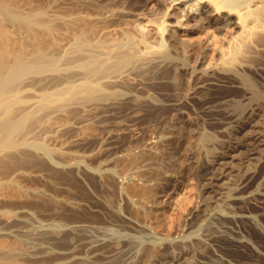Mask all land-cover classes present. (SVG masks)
I'll return each mask as SVG.
<instances>
[{
    "label": "bare ground",
    "instance_id": "1",
    "mask_svg": "<svg viewBox=\"0 0 264 264\" xmlns=\"http://www.w3.org/2000/svg\"><path fill=\"white\" fill-rule=\"evenodd\" d=\"M51 1L52 0H50V2ZM64 1L66 0H53L50 8L55 9L58 5V10L52 9L50 12V8L44 5V3L50 4L47 0H44L43 3H40V0L39 3H37V0H0V217L3 215L8 217L11 215L13 217L17 215L18 209L21 207L22 209L20 210H24V208L25 210H29V208L24 206H28L34 210V204L52 205L51 202L59 201L53 194L46 196L44 189L23 185L17 177L18 174H24V172L26 173V171L30 170L26 168H32V165L35 167L37 166V169H43L41 166L50 164L57 169L58 167H62L58 170L55 168L57 171H60V169L63 170L65 168L63 166L67 165H64L65 161L63 160L66 156V162L68 163V161H71L68 160V155L71 153L68 151L66 152V150L64 152L62 146H57L58 144L51 146L49 143L40 145L34 141H29L25 136L20 134H27L30 130L35 128L34 126H38L42 123H44V126L47 127L49 131H54L56 133L61 128H65L67 125L59 123L58 120L61 118L58 119L57 114H54L56 115L55 117L51 115L52 110L49 109L47 111L48 107L54 106V108H56L55 106H57L62 116L70 112L75 117L79 110L86 108V104L84 105L86 102L89 105L91 102L101 103L102 101L106 104L108 101L112 102V100L121 101L120 97L123 98L124 96L128 97V102H126L130 108L132 106L134 108L137 107L135 104L139 102L141 104L142 97L148 100L151 99V101L149 100L150 102L154 101L160 104L164 102L167 103V100H175V98L181 101V93L184 87L183 81H185L182 78L184 77L183 74H185L187 70H190L188 66H191L190 68L193 66V73L197 70L194 64L189 65L191 62L189 59H191L192 51L195 49L196 45L194 40H192V36H190L192 35L191 31L195 30L193 27L196 23L193 25L190 24L189 19L192 16L199 17L202 9L207 8L208 11L214 15H219V17L223 14L232 16L234 22L230 23L231 21L227 20L229 22L226 21V24H224L226 28L228 27V30L233 29V25H236V30L234 33L231 30L232 34L229 31L231 36L230 38L227 36L228 38L225 40L227 41L228 39L229 41L225 42L222 41L223 38H220L217 30L211 31L212 27L210 28L209 23L204 22L205 17L203 18L200 16L198 19L197 22L199 24L196 26L202 28L203 35L204 31H206L205 34L207 35L205 46L203 45V52L201 49L202 46L199 47L202 53L200 56L201 60L203 61L205 58L210 46L212 48L210 50L217 51L218 56L214 61L212 60V63L209 60L211 63L209 64L211 65V74L207 73L208 69L204 68V70L202 67L199 68L200 70L203 69L201 72L209 75V77H203L200 81V88L196 93L197 95H194L192 99L198 96L197 98L199 101L208 100V98L216 102L224 100V103L226 101H233L234 103L235 101L240 106V111L236 114H232L231 111H228L231 112V114L228 113L230 115L227 116V113L224 114L226 117H223V121L226 119L228 122L221 121L223 122L222 125L218 126L221 128L218 129L220 133H217L220 134V138L214 134V131H209L208 133L206 130L211 140V143L208 144L209 147L205 146L208 149H204L207 151L208 162L205 165L206 171L200 173L199 176L195 175L197 179L196 182H194V187L197 192L192 195L195 196L191 201L192 203L190 202V198V200L188 199V201H185L184 198L186 197L177 198L178 195L175 196L177 200L174 199L176 202H174L173 206L174 209L177 210L176 215L179 216L172 219L170 217V220H172V225H170L171 228L174 229L171 231L169 228L166 236H162L161 227L164 228L165 226L161 223H164L161 216V212L164 211L161 209L166 206L168 207V203L172 201V195L169 193V189L171 190L174 188L179 178H176L178 174H174L173 171L170 172L169 170L168 172L166 170L165 173L162 170L164 167L159 165L165 153L164 147L170 145L166 142L167 138H163V135H161L163 137H151V140H147L140 148L138 147V149L129 150L128 152L125 151L124 155L116 158V162L114 160V163H116L113 165L114 167H108V163H105L104 165L106 166L107 164L108 166L105 167L103 165L104 168L100 169L99 174L101 172L100 175H102L100 179L102 180L104 177L103 179L105 182H102L109 185L110 188L114 187L111 189L112 192L115 189L116 192L122 193L125 197L123 198L122 195H119V198L122 197L121 199H126V201L124 200L125 204H127L126 207L124 206V202L120 203L122 205L124 204L123 206L128 208L130 212L125 216L128 217V215H131L132 217L131 219L129 216V220H132L130 223L132 222L131 224L133 225L127 224L129 225L128 228L132 226L135 230H144L148 233L147 236L146 233H142V235L144 234L145 236V238H143L144 236L142 235L138 236L140 235L138 232L136 235V233L132 231L134 233H130V236L132 237L134 234L133 239L131 237L127 239L130 241L132 239V243H136V246H138L137 248L140 249V251L136 250V254L138 251L141 254H146V256H148L147 258H150L149 260L152 259L150 262L155 263L153 259L161 253L162 255L159 256L162 258L159 260V256H157L156 258H158V260H156L158 262L156 261L157 263L155 264H206L207 262L209 263V260H207V253H205V251H209L208 249H210V246H214L218 252L221 251L229 261H233L236 264H263L264 255L262 256L261 254L264 253V0H170L168 7L164 8L166 10L162 8L163 12H160L161 9H157L159 12L155 10L157 14L155 11L154 13L157 16L154 14L155 17H146L147 22H145V24L138 21L139 19L137 18L139 16L137 17L133 14V17L135 16L137 18L130 17L131 15L129 16L128 13L133 11L131 10L132 8H129V10H131L129 11L125 9L126 6L124 7V3H120L124 5H118L120 0H72L71 4L69 2L70 6L66 7V5H63V9L59 10L60 4H67V2L65 3ZM178 3L185 5L181 11H179L181 13H176L177 11L172 12L171 10H174ZM41 4H43L45 8L48 7L49 12ZM134 12L136 13L135 9ZM171 13L173 16L176 14L173 23H171L172 20L170 22L168 19L170 15L172 16ZM136 14L138 15V13ZM194 19L197 20V18ZM180 30L183 31L182 33L184 34H180ZM196 47L198 49V46ZM194 51L196 52L197 50ZM140 66L142 69L139 71L138 67ZM141 71H143L142 73L144 75H142ZM137 72L139 74L141 73L139 76L140 78L141 75L142 78L143 76L146 78V82L143 81L146 90L145 87L141 86L142 83L140 85L136 83V80H138V77H136V75L138 76ZM189 80H187V83ZM215 80L222 81V83H218ZM135 84L137 87L139 85V91L141 89L143 92H137ZM37 85L40 87H37ZM31 87L33 89H30ZM34 87L36 90L41 88V92H44L40 94L41 97H39V100L41 99L42 102L38 101L41 102L37 104L38 106H34L35 104H28L30 101L29 97L32 96V94L30 96L31 92H28L31 90L35 91ZM43 87L46 89L49 88V90ZM142 87L147 92L145 95L146 97L142 96L145 92ZM232 87H234V89ZM42 88L46 91H43ZM155 88L162 89V92L166 90L168 93L166 91H164L166 93L159 92L154 90ZM133 89L136 93L131 94ZM169 91H171V93ZM185 95L186 94H183V99ZM189 96L191 97V95ZM188 100L190 101V99ZM119 101L117 104L120 105ZM72 104L84 106L81 108V106L76 105V107L80 108L77 109L75 107H70ZM93 105L95 106V104ZM97 105L99 106V103ZM147 105L151 106L152 104L150 105L149 103ZM230 106H232V104ZM87 107L90 108L89 106ZM99 108L101 109V107ZM91 109L93 110V108ZM138 109L140 108L137 107V110ZM159 109L156 110L159 111ZM82 110V113L84 110L90 112V109H88L89 111H87V109ZM62 111H64V114H62ZM65 112L68 113L66 114ZM81 112H78L80 118H82L83 115ZM61 115L59 114L60 117ZM83 116H87V113ZM66 117L68 116H65L64 119ZM69 117L71 116L69 115ZM85 118L86 117H83L82 119L84 120ZM82 119L79 120V118H77V121L79 120L82 122ZM57 122L65 126L58 125ZM66 122L70 123L71 121L68 122L67 119ZM86 124L89 125L88 123ZM79 125L80 124H78V126ZM82 125L86 127L85 122ZM82 125L80 127L76 125L80 131L75 129L76 127L72 129L77 130L78 135L82 132V135H84L82 139H84V137L86 138V136L87 138L90 137L89 135L92 134V131L90 132L89 130L91 129L90 126L86 128L89 131L87 130L85 132L86 129H83ZM202 129H204V125ZM81 130L85 133L88 132L87 135ZM204 136L206 137V135ZM200 137L202 136L200 135ZM200 144L198 143V145ZM129 146L130 149L131 145ZM134 146L135 145L132 147ZM193 147H191V149ZM171 149L168 148L167 151L170 150L174 153ZM170 151L167 153L170 154ZM65 153H67V155ZM78 154L74 155L79 156ZM74 155V158L72 157L73 159H75ZM81 155L84 156V158L86 157V155L83 154H80V157ZM174 155L175 157L178 156L175 153L172 157H174ZM63 156H65V158H63ZM84 158L82 157L79 159L77 157L76 159L79 160H76L77 162L75 161V163L73 161V163L77 165L79 164L78 162H80L81 164V162H85L86 159ZM121 159H127L124 161L126 165H123V161L120 164L119 161H121ZM86 162L89 163L88 160H86ZM73 163L66 167L69 166V169L73 166ZM179 163L178 161V164ZM188 166H191V164ZM47 167L49 166L47 165ZM23 169H26V171ZM66 169H64L63 172L66 171ZM73 169L71 168L72 171ZM95 169L96 168H94V170ZM56 170H54V172H56ZM68 171L69 170H67L66 173ZM73 174L69 172L65 175L67 177L66 179L69 181H67L68 183L74 182ZM180 180L179 178V181ZM182 181L183 180H181V182ZM188 181L191 180L188 179ZM172 182H175V184L172 188H169V186L173 184ZM179 184L182 185L180 182ZM67 186L71 187L72 185L67 184ZM254 187L255 189L253 190L252 188ZM175 189L177 190V188ZM249 189H251V191ZM70 190H68V192ZM71 192L64 198V202L71 208L69 209L70 212L67 214L68 217L64 216L67 220H63L62 218L61 221H57L58 224L61 222L57 227L51 225V231L47 232L45 230L46 233L42 232L44 234H41L44 236L43 241H46L43 247H46L47 243L48 250H50V246L52 247H50L52 251L64 248V255L63 251H58L60 254H57L56 250L55 254L58 256L60 255L59 257L61 258L62 256L65 257L68 262L71 260L69 263L66 262L67 264H122L125 262L122 260L123 253L120 254L122 259L117 257L119 254H116L114 258L115 253H113L114 259H112L111 253L115 251L119 244L123 245L124 243L118 242L117 239L119 238L116 237L115 241V238H112V244H108L104 248H101L104 249V251L99 250L101 253H99L100 255L98 254V257H96V253L93 252L92 254H94L95 258L93 257L92 260L90 257L89 260L87 258L88 256H77L79 253H77L75 248L81 246L77 242L84 240V235H86L85 228L88 225L84 227L86 221H84L83 224L81 220L79 221L81 217L79 218L78 216L82 215L78 204L80 201H74L75 198ZM116 192L115 194L117 196H115L114 193H108V195H114L113 198L118 199V194ZM162 196H165V199L162 198ZM107 197L108 196H105V198ZM13 198L22 199V202L18 200V209L14 207L15 203L14 206L10 205V207H8V201L10 200L9 202L11 204ZM108 198L106 201L110 200L111 196L109 199ZM111 200L109 204H111L110 202H116L115 200ZM118 204L119 202L115 204L116 207H118ZM11 206L14 208L12 209ZM34 207L36 208L38 206L35 205ZM120 208H122V206L115 209L116 211L117 209L120 211ZM38 209L41 208L39 207ZM108 210H106V212ZM111 210L114 211L113 209ZM112 211H109L108 214L111 212L112 215ZM124 211H126V209H124ZM21 213L20 216L23 215H21ZM25 213L27 214V212ZM78 213H80V215L77 216ZM120 213L122 214L123 211ZM31 214H33V211ZM214 214L216 216H214ZM118 216L122 218H118ZM118 216L116 214L119 220L121 218L122 221H124L123 214ZM15 217L16 216L13 218ZM159 217L161 220H159ZM17 218L20 219V217ZM24 218H27V216H24ZM24 218L23 220L20 219L21 221L17 219V221L19 220L21 223H23L24 220L26 221L24 225L20 224L19 226L24 227L29 223L28 220ZM129 220L125 218V221L128 222ZM252 220L258 221V223L261 224V229H258V225L250 227L252 226ZM7 221L5 222L6 225L8 224ZM248 221H251V224L248 223V225L250 224V228L244 231L235 230L237 226L236 228L233 227L235 228L234 231L230 228H225L220 231L219 229H221V226H218V229V227L214 226L215 224L213 225L214 222H216V224L226 223L228 227L232 224L235 225L234 223H244ZM71 222H77V224L73 223L72 225ZM12 223L15 224V221ZM12 223L9 221L8 225L10 226L11 224L12 226ZM165 223H167V221ZM67 224H69V227L73 226V231H61V227L65 225L68 227ZM10 227H7L8 231H10L9 233L0 234V264H59L52 260L53 263L51 258L55 256L51 257L50 255L40 258V260L37 258L31 259L30 254L33 255L34 253L27 249L23 256L24 242L22 243L20 240L21 237H17L18 234L17 236L13 235V233L15 234L16 232L12 233V228L10 229ZM242 227L244 228V226ZM19 228L21 229V227ZM110 229L112 230H110L111 232L115 230V228L113 229L112 227ZM60 231L62 233H60ZM165 231H167V229ZM3 232L5 231L3 230ZM115 232H118V234L113 235H118V237H120V230L118 229V231ZM87 233L90 235V232ZM103 236L105 237L106 235ZM243 237L246 239H243ZM247 239L252 243L246 241ZM128 244L130 243H127L126 246H128ZM250 244H253L252 246L256 245L262 252H258L254 249L256 246L252 247ZM47 247L44 251L47 250ZM71 247L72 250H65ZM118 248L119 250H117L120 251V246ZM117 250L116 253L118 252ZM41 251L43 252V250ZM27 252H29V258H26L28 256V254H26ZM49 252L50 254L54 253L51 251ZM109 252L110 254L107 255ZM109 256L111 258L110 260H108V258L105 259ZM140 257H142V255H140ZM68 258L71 259L69 260ZM147 258H143V260H147ZM103 259L108 261H99ZM131 260L130 258V261ZM130 261L127 262L130 263ZM63 262L61 264H63ZM146 262L147 261H145L144 264Z\"/></svg>",
    "mask_w": 264,
    "mask_h": 264
},
{
    "label": "rangeland",
    "instance_id": "2",
    "mask_svg": "<svg viewBox=\"0 0 264 264\" xmlns=\"http://www.w3.org/2000/svg\"><path fill=\"white\" fill-rule=\"evenodd\" d=\"M38 2L37 3H39V0H37ZM42 1V2H41ZM48 1V3H50L49 5L46 3H44V5H46V6H48L49 8L51 7V3H52V1L50 2V0H47ZM117 1H119V0H117ZM122 0H120L119 2H118V5H124V7H125V9H127V10H129V8H132L131 10H133L132 12H130V13H128L129 14V16L130 17H132V18H134L133 17V14L134 15H136L137 17H135V18H137V19H139L138 21L140 22L141 21V23L142 24H145V22H147L146 21V17H148V16H151V17H153L154 16V11L155 10H160L161 8L162 9H164V8H167L168 7V5H169V1L170 0H123L122 2H121ZM44 2V0H40V3H43ZM65 3L67 2V4H60L61 6H59L60 8H59V10H62L63 9V5H66V7L67 6H70L69 5V2H70V4H71V2H72V0H69V1H64ZM120 3H124V4H120ZM41 5H43V4H41ZM43 5V6H44ZM128 5V6H127ZM138 6V7H137ZM158 6V7H157ZM183 6H185L184 4H182V3H178V4H176V6H175V9L173 10H171L172 12H176V13H178L179 11H181V9L183 8ZM48 7L47 8H45V6H44V8L45 9H47V11H48ZM57 7V8H56ZM55 7V9H53V10H58V5ZM65 7V6H64ZM123 7V6H122ZM51 8H50V12H51V10H52ZM134 9L136 10V13H138V15L134 12ZM162 9L160 10V12L162 11ZM179 9V10H178ZM65 10V9H64ZM131 10H129V11H131ZM141 10V11H140ZM157 10V11H158ZM164 10H166V9H164ZM140 11V12H139ZM143 11V12H142ZM146 11V12H145ZM153 11V12H152ZM157 11H155L156 12V14H157ZM170 11V12H171ZM49 12V11H48ZM159 12V11H158ZM163 12V11H162ZM146 13V14H145ZM151 13H153V14H151ZM179 13H181V12H179ZM144 14V15H143ZM155 14V16H157ZM172 14V13H171ZM175 14V13H174ZM154 16V17H155ZM176 16V14L173 16V14H172V16L170 15V17L168 18L169 19V21L171 22V20H172V22L171 23H173L174 21H175V19H174V17ZM200 16L201 17H205L204 18V22L205 23H209V26H210V28L212 27V29H211V31L212 30H217V32H219L218 34L220 35V38L222 39V41H225V42H227V41H229L228 39H227V41L225 40L226 38H230V33L232 34V32L234 33V31L236 30V25H233V29H231L232 30V32H231V30H228L227 28H226V26H225V22L227 21V20H229V21H231L230 23H232V22H234V18L232 17V16H230V15H227V14H223V15H221L220 17H219V15H214V14H212L210 11H208V9L206 8H204V9H202V12H201V14L199 15V17L197 16V17H195V16H192L190 19H189V21H190V24H194V23H196V25H198L199 23L197 22L198 21V19L200 18ZM197 18V20L196 19H194V18ZM206 19V20H205ZM207 21V22H206ZM229 21H227V22H229ZM225 23V24H224ZM195 25V26H196ZM219 27H218V26ZM194 26V27H195ZM216 26V27H215ZM148 27H150V26H148ZM193 27V29H195V30H192L191 32V34L192 35H190V36H192V40H194V42H195V49L194 50H197L196 52L193 50L192 51V56H191V59H189V61H191L190 63H189V65H192V64H194V67L196 66L197 67V70L193 73L192 71H193V66H192V68H190L191 66H188V69H190L189 71L187 70V72L185 73V74H183L184 75V77H182L185 81H183V85H184V87H183V92L181 93V101H180V99H177V98H175V100L173 99V100H167L166 102L167 103H156V102H154V101H152V102H154V103H152V102H150L151 101V99H147V98H143L142 97V100H141V104H140V102L139 103H137V104H135L138 108H140V109H138L137 110V107H129V105L127 104V98L128 97H120V100L122 101V99H123V101L121 102V101H119L118 99V101H119V103H120V105L119 104H117V102L118 101H114V100H112V102H114V103H112V102H110V101H108L106 104H105V102H98L99 103V106L95 103V102H91L90 103V105L86 102V103H84V105L86 106V108H82L84 105H80V104H76V105H78V106H81V108L82 109H87V111H89L88 109H90V112H86L85 110H84V112L82 113L81 112V110H79L83 115H86V113H87V116H83L82 115V118L83 117H86L84 120L82 119V118H80L79 117V111L77 112V116H75L74 117V115L72 114V113H68V112H65L66 114L68 113L71 117H69V115L67 114V115H65L63 112L64 111H62V114H64L65 116H68V117H66L67 119H68V122H70V123H67L66 122V120L64 119V115L62 116L61 115V111L60 110H58L59 108L57 107V106H55L56 108H54V106L53 107H48V109H47V111L49 110V109H51L52 110V113H51V115H54V114H57V118L58 119H60V120H58V122L59 123H62V124H65V125H67V126H65V125H62V124H59L58 122V125H62V126H65V128L63 127V128H61L60 130H58V132L56 133V132H54V131H49L48 130V128L47 127H45L44 126V123H42V124H37L38 126H34L35 128L33 129V130H30L27 134H22V133H20L22 136H25L29 141H34V142H36V143H38V144H46V143H49V144H51V146L52 145H57V146H62V148L64 149V152H65V150H66V152L68 151L69 153H71V154H78L79 156H77L79 159H81L82 157L84 158V156H82L81 155V157H80V154H83V155H86V157L84 158V159H86V160H88V162L89 163H87L86 162V160H85V162L83 161V162H81V164H80V162H78L79 164H77V165H79V166H77L76 164H74L75 163V161L76 160H79V159H76L77 157L75 156V159H73L74 157H73V155H71V154H69L68 155V160H71V161H68V163L66 162V160L65 159H67V156H66V158H65V156H63V158H65V159H63L64 161H65V163H64V165L65 164H67V165H71L72 163H73V161H74V163H73V166L74 165H76L75 167H73V166H71L69 169H68V167H66L67 165H65V166H63V167H65L64 169H66V171L67 170H69L67 173H66V171H64L63 172V170L62 169H60V171H57L59 168H62V167H58V169L56 170L55 168H54V166L53 165H50V164H47L49 167H47V165L46 166H41V168L43 167V169H37L34 165H32L31 167L32 168H26L27 170L28 169H30V170H28V171H26V169L24 170V171H26V173L24 172V174H18V180L23 184V185H29L28 187H32V188H34V187H36V188H40V189H44V191H45V193H46V196H48V195H51V194H53V195H55V197H57V199L59 200V201H54V202H51L52 203V205L51 204H34L33 205V208H34V210L32 209V208H30V207H28V206H24V207H26V208H29V210L32 212L33 211V214H31V212L29 211V210H25V208H24V210H20V209H22V207L21 208H17V203H18V200H21V202H22V199H20V198H13L12 200L14 201H12L11 200V204H10V200L8 201V207H10V205H13L14 206V203H15V206L14 207H16L17 209H18V213H17V215H14V216H16L15 218H13L11 215L9 216L10 217V219H9V217L8 216H1L0 218V223H2L3 225H4V228H3V225L2 224H0V234H2V233H9L10 231H8V228L7 227H10L11 226V224H10V226L8 225L9 224V221H10V223H12V222H14L15 221V224H16V222H17V224L16 225H20V224H22V225H24L25 224V220H24V222L23 223H21L20 221L21 220H23V218H24V216H27V218H24V219H26V220H28V222L29 223H27L24 227L23 226H19V227H21V229L18 227V226H16L15 224H13L12 223V226L10 227V229H11V231H12V233L13 232H16L15 234L13 233V235L14 236H17V234H18V238H20V240L22 241V243H23V246H24V249H23V256H24V252H26L27 250H30L32 253H34L33 255L32 254H30L31 255V257L29 256V252H27L26 254H28V256L26 257V255H25V257L26 258H31V259H35V258H37L38 260H40V258H44L45 256H55V257H52L51 258V261L53 260L55 263L57 262V263H59V264H61L63 261V264H67V263H69L71 260V258L69 259L70 261L68 262V260L67 259H65V257H63L62 256V258L61 257H59L58 255H56L55 253H56V251H57V254H60V253H58V251H63V249H53L54 251H52L51 250V248L49 247V249L50 250H48V247H47V243H46V247H47V250H45L44 251V249L46 248V247H43V246H45V243L44 242H46V241H43V239H44V234L43 233H46V231L48 232V231H51L50 230V228H51V225H53V226H55V227H57V225H59L61 222H59V224L57 223V221H61V219L63 218V220H67V218L66 217H68V213L70 212V210L69 209H71L69 206H68V204H66L65 202H64V198H65V196H67V194L69 193V192H71V190H72V195H74V198H75V200L74 201H76L77 202V200L78 201H80V203H78L79 204V207H80V211H81V214L82 215H80V213H78L77 214V216L78 215H80V216H78L80 219H79V221L81 220V222H82V224L84 223V221H86L85 222V226L84 227H86L87 225V227L84 229L85 231H86V233H85V231H84V233L86 234V235H84L85 237H84V240H82V241H80V242H77L79 245H81L80 247H76L75 249L77 250V253H79V254H77V256H82V257H84V256H88L87 258L89 259V257L91 258V260L93 259V257L95 258V256L96 257H98L100 254L99 253H101L100 251L102 250V251H104V249H101V248H104L105 246H107L108 244H112L113 242H112V238H119L120 240H124L125 238V240L124 241H120L119 239H117V241L118 242H120V243H125V246H124V243H123V245L122 244H119V246H120V251H118L119 250V246H117L116 247V249H115V251L114 252H112L111 254H112V259H114L115 257H116V254H119V256H117V257H120V254H122V260L123 261H125V262H123L121 259H119V260H121L122 262H120V263H122V264H128L129 262H127V261H130V258L132 259L131 261H130V263L132 264V263H134L136 260L139 262H135L134 264H144V262L145 261H147L146 263L147 264H151L152 262H150L151 260H149L150 258H147L148 256H146V254L144 255V254H141V253H139V251H140V249L139 248H137L138 246H136V243L135 244H133L132 243V239H133V235H132V237L130 236V233H136V235L139 233L140 235H138V236H141L142 235V233H146L144 230H135V229H133L132 228V226L131 227H129L128 228V226L132 223H130V221H132V220H129L130 218L132 219V217H131V215H128V217H126L127 215V213L129 212V209L128 208H125L126 207V205L127 204H125V202H124V200L126 201V199H121L122 197L123 198H125L124 196H123V194L122 193H120V192H116V190L114 189L113 190V192H112V190L111 189H113V188H110V186L109 185H106L104 182H105V180L102 178V180L100 179L101 178V176L102 175H100L101 174V172H100V174H99V171H100V169H103L104 167H103V165L105 164V163H108V165L106 164V166H108V167H112L114 164H116V163H114V160H115V162H116V158H118L119 156H122V155H124L125 154V151L126 152H128L129 150H135V149H138V147L140 148L142 145H143V143H145L147 140L149 141V140H151L152 138L151 137H160L161 135H163V136H161V137H163V138H167V140H166V142L168 143V144H170L169 146L168 145H166L165 147H164V151H165V153L163 154V156H162V158H161V160H160V166L161 167H164V168H162V170L165 172L166 170L169 172V170H170V172L171 171H173L174 172V174H178V175H176V178H180L181 180H183L182 182H181V180L179 181V178H178V181L176 182L177 184L174 186V184H175V182L172 184V185H170L169 186V188L171 187H173L174 186V190L176 191H174L173 189H169V193H171V195H172V197H171V199H172V201L175 199V200H177V198H184V197H186V198H184V200L185 201H188V199L190 200V202L194 199L193 197H195V196H192V195H194V193L196 194V190H195V187H194V182H196V179H197V177L196 176H199V174L200 173H203L204 171H206L205 170V165H206V163L208 162V159H207V149L208 148H206L205 146H208L209 147V145L208 144H210L211 143V140H210V136H209V131L210 132H215L214 134L215 135H217L219 138L221 137L220 136V134H217V133H220L219 132V130L218 129H221L220 127H218V126H220V125H222V123L223 122H228L226 119H225V121H223L224 120V118L227 116V115H230L231 114V112H232V114H236L237 112L239 113V111H240V106L234 101V103H233V101H226L225 103L226 104H228V105H226L223 101L224 100H222V101H214V100H212L211 98L209 99L208 98V100H198V96L196 97V98H193L192 99V97L194 96V95H197L196 93H197V91L199 90V88H200V81L203 79V77L205 78V77H209V75H206V74H204L203 72H201L204 68L205 69H208L207 71V73L208 74H211L212 72V70H211V65H209V64H211L213 61H214V59L218 56V52L217 51H213V50H210V49H212L211 48V46H210V48L207 50V54H206V56H205V58L203 59V61L201 60V49H202V52H203V48H204V46H205V39H206V34H205V32L206 31H204V35L202 34L203 33V31L201 30L202 28H200V27H195L194 28ZM226 29H225V28ZM151 28V27H150ZM197 28V29H196ZM214 28V29H213ZM217 28V29H216ZM230 29V28H229ZM229 31H230V33H229ZM183 31H181L180 30V34H184V33H182ZM216 32V33H217ZM225 33V34H224ZM227 34V35H226ZM194 35V36H193ZM223 35H224V37H223ZM226 36V37H225ZM228 36V37H227ZM194 38V39H193ZM201 43H200V42ZM203 41V42H202ZM204 45V46H203ZM196 46H198V49H197V47ZM200 46H202L201 47V49L199 50V47ZM199 50V51H198ZM210 50V51H209ZM200 52V53H199ZM194 53V54H193ZM200 55H199V54ZM213 53V54H212ZM215 53V54H214ZM198 55V56H197ZM196 58V59H195ZM200 58V59H199ZM211 61V63H210V61ZM213 60V61H212ZM197 61V62H196ZM200 61H202V62H200ZM196 62V63H195ZM209 66H208V65ZM200 67H202L201 69L202 70H200L199 68ZM210 69H209V68ZM139 69V71H140V69H142V67L140 66V67H138ZM199 69V70H198ZM204 69V70H205ZM138 71V72H139ZM137 72V73H138ZM143 71H141V73H142ZM140 73V74H141ZM140 74L138 73V76L136 75V77H138L137 79L139 80H136V83H138L139 85L141 84V86H143V87H145V83L144 82H146V78H144V76H143V78H144V80H143V78H142V75H144L143 73H142V75H141V78L139 77L140 76ZM200 74V75H199ZM232 74V73H231ZM230 74V75H231ZM206 75V76H205ZM199 76H201V77H199ZM77 78V77H76ZM140 78V79H139ZM142 79V80H141ZM190 79V80H189ZM187 80H189L188 81V83H187ZM211 80V79H210ZM210 80H208V81H210ZM142 81V82H141ZM144 81V82H143ZM208 81H206V82H208ZM216 82H218V83H222V81H218V80H215ZM212 82V81H211ZM223 83H225V82H223ZM137 84V85H138ZM186 84V85H185ZM138 85V87L136 86V84H135V86L137 87H135L137 90V92L139 91V88H140V86ZM199 85V86H198ZM39 85H37V87H38ZM195 86V87H194ZM36 87V86H35ZM34 87V90L35 91H29L28 93H30V96H31V94H32V96L31 97H29L30 99V101H29V103L28 104H30V105H33V104H35L34 106H38L37 104H40L41 102H42V100L40 99L39 100V97H41V93H44V92H41L42 90H41V88H38V90H36V88ZM40 87V86H39ZM142 87V88H143ZM43 88H45V87H43ZM42 88V89H43ZM48 88V87H47ZM186 88V89H185ZM233 89H234V87H232ZM236 88V87H235ZM30 89H33L32 87L30 88ZM46 89V88H45ZM192 89V90H191ZM46 90H49V88L48 89H46ZM46 90H44L43 89V91H46ZM51 90V89H50ZM143 90H144V88H143ZM145 90H146V87H145ZM144 90V91H145ZM154 90H157V91H159V92H162V89L160 90L159 88L157 89V88H155ZM189 90V91H188ZM191 90V91H190ZM140 91H142L141 89H140ZM139 91V92H140ZM164 91H166V90H163V92L162 93H168V91H166V92H164ZM184 91H186V92H184ZM27 92V91H26ZM143 92V91H142ZM170 93H171V91H169ZM188 92V93H187ZM195 92V93H194ZM133 93H136L135 92V90L133 89V91H132V93L131 94H133ZM145 93V94H144ZM143 93V95L142 96H144V97H146L145 95H146V91ZM172 93H173V91H172ZM193 93V94H192ZM183 94H186L185 96H184V99H183ZM29 95V94H28ZM188 95V96H187ZM189 95H191V97L189 96ZM187 96V97H186ZM149 98V97H148ZM188 99H190V101L188 100ZM145 100H147V101H145ZM38 101H41V102H38ZM127 101V102H126ZM143 101V102H142ZM175 101H176V103H175ZM179 101V102H178ZM205 101V102H204ZM207 101V102H206ZM210 101H212V102H210ZM145 102V103H144ZM147 102V103H146ZM150 103V105L152 104V105H154V106H148L147 104H149ZM170 102V103H169ZM172 102V103H171ZM189 102V103H188ZM191 102V103H190ZM221 102V103H220ZM222 102H223V104H222ZM112 103V104H111ZM126 103V104H125ZM214 103V104H213ZM229 103H230V105L232 104V106H230L229 105ZM93 104H95V106L93 105ZM115 104V105H114ZM123 104V105H122ZM139 104V105H138ZM209 104V105H208ZM220 104V105H219ZM222 104V105H221ZM72 105H74V106H72ZM70 107H75V108H77V109H80L79 107H76V105L75 104H72ZM92 105V106H91ZM122 105V106H121ZM170 105V106H169ZM224 105V106H223ZM234 105V106H233ZM235 105H236V107H235ZM87 106H89L90 108H88ZM164 106V107H163ZM216 106V107H215ZM42 107V106H41ZM99 107H101V109L99 108ZM123 107V108H122ZM148 107V108H147ZM161 108V109H159V108ZM225 107V108H224ZM37 108V107H36ZM38 108H40V107H38ZM58 108V109H57ZM91 108H93V110L91 109ZM96 108V109H95ZM104 108V109H103ZM118 108V109H117ZM155 108V109H154ZM221 108V109H220ZM224 108V109H223ZM226 108H227V110H226ZM46 109V108H45ZM45 109H43L44 111H46ZM61 109V108H60ZM96 111H95V110ZM125 109V110H124ZM131 109V110H130ZM135 109H136V111H135ZM151 109V110H150ZM155 111H154V110ZM156 109H159V111H157ZM181 109H183V110H181ZM223 109V110H222ZM62 110V109H61ZM92 110V111H91ZM118 110V111H117ZM148 110H150V111H148ZM186 110V111H185ZM221 110V111H220ZM225 110H226V112H225ZM83 111V110H82ZM126 111V112H125ZM138 111V112H137ZM174 111V112H173ZM223 111H224V113H223ZM228 111H231V112H228ZM86 112V113H85ZM92 112V113H91ZM120 112V113H119ZM129 112H130V114H129ZM156 114H155V113ZM158 112H160V113H158ZM172 112V113H171ZM234 112V113H233ZM76 113V112H75ZM74 113V114H75ZM89 113H91V114H89ZM132 113H133V115H132ZM148 113V114H147ZM187 113V114H186ZM190 113V114H189ZM225 113H227L226 114V116L224 115ZM228 113H230V114H228ZM59 114L61 115V117L59 116ZM89 114V115H88ZM113 114V115H112ZM117 114V115H116ZM166 114H167V116H166ZM173 114V115H172ZM188 114H189V116H188ZM81 115V114H80ZM129 117H128V116ZM137 115V116H136ZM165 115V116H164ZM215 115V116H214ZM224 115V116H223ZM56 115H54V117H55ZM59 116V117H58ZM73 116V117H72ZM141 118H140V117ZM173 116V117H172ZM180 116V117H179ZM131 117V118H130ZM224 117V118H223ZM77 118H79V120H81L82 119V122L81 121H77ZM137 119V120H136ZM180 119V120H179ZM73 120V121H72ZM136 120V121H135ZM183 120V121H182ZM134 121V122H133ZM173 121V122H172ZM220 121V122H219ZM221 121H223V122H221ZM65 122V123H64ZM84 122H85V125H86V127L84 126V125H82V124H84ZM182 124H181V123ZM67 123V124H66ZM82 123V124H81ZM86 123H88L89 125H87ZM220 123V124H219ZM71 124V125H70ZM78 124H80L79 126H78ZM157 124V125H156ZM80 127L81 125H82V128L83 129H86L87 128V126H90V128L91 129H89L90 130V132L92 133V134H90L89 136L90 137H88L87 138V136H86V138L84 137V139H82L83 138V136L84 135H82V132L78 135V132H77V130H75V129H78L79 130V128L77 127ZM152 125V126H151ZM155 125V126H154ZM178 125H180V126H178ZM189 125V126H188ZM203 125H204V129H202L203 128ZM85 128H84V127ZM148 126V127H147ZM157 126V127H156ZM162 126V127H161ZM177 126V127H176ZM208 126V127H207ZM73 127H76L75 129H72ZM190 127V128H189ZM192 127V128H191ZM210 127H212V128H210ZM214 127V128H213ZM81 128V129H82ZM157 128V129H156ZM161 128H162V130H161ZM175 128V129H174ZM184 128V129H183ZM208 128H209V130H208ZM155 129V130H154ZM172 129V130H171ZM188 129V130H187ZM193 129V130H192ZM217 129V130H216ZM70 130V131H69ZM88 129H86L85 130V132L87 131ZM88 130V131H89ZM143 130V131H142ZM149 130H150V133H149ZM205 130V131H204ZM208 131V133H207V131ZM80 131V130H79ZM81 131H83V130H81ZM153 131H154V134H153ZM174 131V132H173ZM203 131V132H202ZM84 132V131H83ZM84 132V133H85ZM132 132V133H131ZM162 134H161V133ZM177 132V133H176ZM77 133V134H76ZM83 133V134H84ZM88 133V132H87ZM87 133H85L86 135H87ZM136 133V134H135ZM168 133V134H167ZM145 134V135H144ZM172 134H173V136H172ZM184 134V135H183ZM186 134V135H185ZM171 135V136H170ZM200 135L202 136V137H200ZM204 135H206V137L204 136ZM208 135V136H207ZM28 136V137H27ZM168 136V137H167ZM134 137V138H133ZM149 137V138H148ZM181 137V138H180ZM153 138V139H154ZM178 138V139H177ZM201 138H202V142H201ZM200 139V140H199ZM204 140V141H203ZM170 141H171V143H170ZM206 141V142H205ZM210 141V142H209ZM208 142V143H207ZM198 143L200 144V143H202V144H200V145H198ZM206 143V144H205ZM48 144V145H49ZM125 144V145H124ZM140 144V145H139ZM189 144V145H188ZM203 144H205V145H203ZM129 145H131V148L129 149ZM133 145H135L134 147H132ZM172 145V146H171ZM203 145V146H202ZM195 148H194V147ZM199 146V147H198ZM173 147V148H172ZM191 147H193L192 149H191ZM199 149H198V148ZM204 147V148H203ZM168 148H172L171 150H173L174 151V153L172 152V151H170V150H168L167 151V149ZM126 149V150H125ZM194 149V150H193ZM203 149V150H202ZM204 149H206V150H204ZM190 150V151H189ZM170 151V154L169 153H167V152H169ZM76 152V153H75ZM120 152V153H119ZM201 152V153H200ZM176 153V155H178V156H176L175 157V155H174V157H172L173 156V154H175ZM66 155H67V153H65ZM172 154V155H171ZM186 154H187V156H186ZM193 154V155H192ZM204 154V155H203ZM205 154H206V156H205ZM165 155V156H164ZM170 155V156H169ZM192 155V156H191ZM72 159H71V158ZM197 157V158H196ZM199 157V158H198ZM201 157V158H200ZM172 158V159H171ZM205 158V159H204ZM83 159V160H84ZM199 159V160H198ZM125 160H127V159H125ZM125 160H123V159H121V161H119L120 162V164L122 163V161H123V165H126V164H124V161ZM197 160V161H196ZM63 161V162H64ZM178 161L181 163H179L178 164ZM72 162V163H71ZM77 162V161H76ZM118 162V163H119ZM166 162V163H165ZM174 162V163H173ZM126 163V162H125ZM171 163V164H170ZM89 164V165H88ZM92 164V165H91ZM165 166H164V165ZM173 164H174V166H173ZM191 164V166H188V165H190ZM86 165V166H85ZM122 165V166H123ZM105 166V165H104ZM105 166V167H106ZM116 166V165H115ZM182 166V167H181ZM40 167V166H39ZM47 167V168H46ZM50 167H52V168H50ZM84 167H85V169H84ZM87 167V168H86ZM90 167H92V168H90ZM99 169H98V168ZM114 167V166H113ZM178 167H181V168H178ZM46 168V169H45ZM54 168V169H53ZM71 168L73 169V168H75V169H73V171L71 170ZM94 168H96L95 170H94ZM197 168V169H196ZM53 169V170H52ZM87 169V170H86ZM193 169V170H192ZM54 170H56V172H54ZM77 170V171H76ZM86 170V171H85ZM97 170H98V172H97ZM182 172H181V171ZM62 171V172H61ZM75 171V172H74ZM94 171V172H93ZM177 171H178V173H177ZM197 171V172H196ZM58 172H60V173H58ZM69 172H72V174L73 173H75V174H73V177H74V182L73 183H68L69 181L66 179L67 177L65 176L66 174H68ZM62 173V174H61ZM65 173V174H64ZM166 173V172H165ZM185 173V174H184ZM98 174V175H97ZM180 174V175H179ZM182 174V175H181ZM95 177H94V176ZM99 175H100V177H99ZM196 175V176H195ZM183 177V178H182ZM175 178V177H174ZM194 178V179H193ZM188 179L189 180H191V181H188ZM193 179V180H192ZM68 181V182H67ZM102 181H104V182H102ZM185 181V182H184ZM188 181V182H187ZM179 182L180 183H182V185H180L179 184ZM187 182V183H186ZM183 183H185V184H183ZM67 184H71L72 186L70 187V186H67ZM179 184V185H178ZM192 184V185H191ZM178 186V187H177ZM179 186H181V187H179ZM193 186V187H192ZM254 186H256V185H254ZM68 187V188H67ZM70 187V188H69ZM188 187V188H187ZM106 188H107V190H106ZM110 188V189H109ZM175 188H177V190L175 189ZM193 188V189H192ZM70 190L69 192H68V190ZM82 189V190H81ZM106 190V192H105V190ZM253 190L255 189V187L254 188H252ZM85 190V191H84ZM110 190V191H109ZM180 190V191H179ZM194 190V191H193ZM250 191H251V189H249ZM252 190V191H253ZM117 191H118V189H117ZM83 192H85V193H83ZM115 192L118 194V199H114L113 198V196L114 195H111L110 194V196H111V198H112V200H115L116 202L115 203H113V202H110L111 204H109V201L111 200V198H110V196L108 195V193H114L115 194ZM173 192V193H172ZM178 192V193H177ZM181 192V193H180ZM83 193V194H82ZM175 194V195H174ZM122 195V197L121 198H119L120 196ZM178 195V197L177 198H175V196H177ZM186 195V196H185ZM189 195V196H188ZM103 196V197H102ZM105 196H108L109 198H110V200H107L106 201V199L108 198H105ZM115 196H117L116 194H115ZM183 196V197H182ZM108 198V199H109ZM115 198H117V197H115ZM162 198H164L165 199V196H162ZM167 199V198H166ZM170 199V200H171ZM111 200V201H112ZM118 200H120V201H118ZM171 201L170 203H168L169 205H171V206H169L168 205V207L166 206V207H164L163 209H161L162 211H164V212H161V216H162V220L164 221V223L163 222H161L165 227H167V228H165L163 225V227L165 228H162L161 227V229H162V231H161V235L162 236H166V233L168 232V230H169V228H170V230L172 231L173 229L171 228V223H172V220H170V217H171V219L172 218H175V217H177V216H179V215H176L177 214V210L176 209H174V202H176V201ZM17 201V202H16ZM105 202H106V204H105ZM117 202H119V204L117 205L118 207L119 206H122V208H123V210H122V208H120V211H119V209H117V211H116V209L115 208H118V207H116V205L115 204H117ZM120 202H124V206L120 203ZM13 203V204H12ZM192 203V202H191ZM5 204H6V202H5ZM109 204V205H108ZM4 205V204H3ZM38 206V207H34V206ZM40 205V206H39ZM65 205H67V206H65ZM105 205V206H104ZM107 205V206H106ZM112 205H114V206H112ZM7 206V205H6ZM85 208H83V207ZM189 206H190V204H189ZM12 207V206H11ZM14 207H12V209L14 208ZM31 207H32V204H31ZM41 208V209H38V208ZM42 207H43V209H42ZM67 207H69V208H67ZM115 207V208H114ZM15 208V209H16ZM115 209L114 211H112L111 209ZM15 209H14V211H15ZM46 209V210H45ZM68 209V210H67ZM82 209V210H81ZM85 211H84V210ZM109 209V210H108ZM124 209H126V211H124ZM86 210H87V212H86ZM106 210H108L107 212H106ZM17 211V210H16ZM24 211V212H23ZM29 211V212H28ZM109 211H112V215H111V212H110V214H108L109 213ZM123 211V220L124 221H122V217L121 216H118V215H122L120 212H122ZM264 211V210H263ZM22 212V213H21ZM25 212H27V214L25 213ZM84 212V213H83ZM89 212V213H88ZM91 212V213H90ZM100 212V213H99ZM102 212H103V214H102ZM20 213H21V215L22 216H20ZM30 213V214H29ZM85 213H87V214H85ZM100 214V215H98V214ZM109 215H107V214ZM115 213V214H114ZM130 213V212H129ZM128 213V214H129ZM18 214H19V216H18ZM25 214V215H24ZM30 216H29V215ZM59 214V215H58ZM116 214H117V216H118V218L119 217H121L120 218V220L116 217ZM215 214H217V213H215ZM214 214V216H216ZM87 215V216H86ZM91 215H92V218H91ZM104 215H105V217H104ZM114 215V216H113ZM126 215V216H125ZM168 215V216H167ZM64 216H66V217H64ZM98 216H101V217H98ZM129 216H130V218H129ZM160 216V217H161ZM168 217V218H166V217ZM3 217V218H2ZM8 217V218H7ZM12 217V218H11ZM17 217H20V219L19 218H17ZM30 217V218H29ZM93 217H95V218H93ZM160 217H159V220H161L160 219ZM66 218V219H65ZM84 218V219H83ZM125 218H126V220L128 219L129 221L127 222V221H125ZM164 218H165V220H164ZM5 219V220H4ZM17 219H19L18 221H17ZM29 219H30V221H29ZM78 219V218H77ZM87 219V220H86ZM93 219V220H92ZM96 219V220H95ZM107 221H106V220ZM167 219V220H166ZM4 220V221H3ZM7 220H9V221H7ZM13 220V221H12ZM62 220V221H63ZM92 220V221H91ZM102 220V221H101ZM213 220V219H212ZM7 221V225H6V222ZM12 221V222H11ZM54 221V222H53ZM122 221V222H121ZM167 221V223H168V225H167V223H165ZM171 221V222H170ZM253 222H251V221H248V222H244V223H240V222H238V223H234L235 225H230V226H228L227 227V224L226 223H221V224H219V223H217L216 224V222H214L213 223V225L214 226H216V227H220L221 229H219V227H218V229L221 231L222 229L224 230L225 228L226 229H231L232 231H234V229L236 228V226H237V228L235 229V230H241V231H244V230H248L250 227H254L255 225H258V229H261V224H259L258 223V221L256 222V220L254 221V220H252ZM4 222V223H3ZM126 222V223H125ZM252 223V226H250V224ZM256 222V223H255ZM53 223V224H52ZM57 223V224H56ZM72 223V225H73V223H76L77 224V222H71ZM87 223V224H86ZM160 223V224H161ZM245 223H247V224H245ZM248 223H250L249 225H248ZM253 223H255V224H253ZM258 223V224H257ZM56 224V225H55ZM75 224V225H76ZM109 225V226H106V225ZM126 224V225H125ZM127 224H129V225H127ZM167 226H166V225ZM171 224V225H170ZM223 224V225H222ZM225 224H226V226H225ZM242 224H245V225H242ZM71 225V224H70ZM74 225V226H75ZM121 225V226H120ZM131 225H133V224H131ZM229 225V224H228ZM244 226V228L242 227V226ZM254 225V226H253ZM259 225H260V228H259ZM14 226V227H13ZM16 226V227H15ZM67 226L68 227H66V225L64 226V227H61L62 229H61V231H66V230H72L73 231V226L71 227H69V224H67ZM102 226H104V227H102ZM114 229L115 228V230H114V232H111L112 230L110 229L111 227ZM114 226V227H113ZM232 226V227H231ZM246 226V227H245ZM250 226V227H249ZM23 227V228H22ZM108 229H107V228ZM123 229H122V228ZM124 227H126V228H124ZM233 227H235V228H233ZM89 228V229H88ZM240 228V229H239ZM242 228V229H241ZM247 228V229H246ZM257 228V227H256ZM5 231V232H3V230ZM118 229L120 230V232H119V234H120V237H118V235H113V234H118V232H115V231H118ZM129 229H130V231H129ZM167 229V231H165ZM14 230V231H13ZM46 230V231H45ZM90 230V231H89ZM111 230V231H110ZM123 230V231H122ZM128 230V231H127ZM164 230V231H163ZM45 231V232H44ZM60 231V233H62ZM107 231V232H106ZM110 231V232H109ZM132 231H134V232H132ZM139 231H142V232H139ZM43 232V233H42ZM87 232H90V235H89V233H87ZM109 232V233H108ZM138 232V233H137ZM11 233V234H12ZM107 233V234H106ZM11 234H9V235H11ZM41 234H43V235H41ZM144 234L142 235V236H144ZM147 234L148 233H146V236H147ZM13 235H11V236H13ZM103 235H106L105 237L103 236ZM111 236V237H109V236ZM114 237H113V236ZM168 235V234H167ZM125 236H127V237H125ZM43 237V238H42ZM124 237V238H123ZM129 237H131L132 239H131V241L129 240V239H127V238H129ZM110 238V239H109ZM116 238L114 239V241L116 240ZM122 238V239H121ZM143 238H145V236L143 237ZM147 238V237H146ZM245 237H243V239H244ZM88 239V240H87ZM99 239H101V240H99ZM105 239V240H104ZM108 239V240H107ZM246 239V238H245ZM129 240V241H128ZM42 241V242H41ZM102 243H101V242ZM245 241V240H244ZM246 241H248V239L246 240ZM83 242V243H82ZM86 242V243H85ZM130 243V244H128V246H126L127 245V243ZM248 242H251V241H248ZM252 243V242H251ZM24 244H26V245H24ZM84 244V245H83ZM88 244V245H87ZM83 245V246H82ZM132 245V246H131ZM251 246L253 245V244H250ZM26 246V247H25ZM130 246V247H129ZM254 246H256V245H254ZM254 246H252V247H254ZM85 248V249H84ZM126 248V249H125ZM130 248V249H129ZM137 248V249H136ZM212 248V249H211ZM214 246H210V249H208L209 251H205V253H207L206 254V257H207V260H209V263L207 262L206 264H236V263H234L233 261H229V259H227V257L221 252V251H219L218 252V250L215 248ZM27 249V250H26ZM107 249V248H106ZM105 249V250H106ZM118 249V250H117ZM133 251H132V250ZM134 249H135V251H134ZM254 249H256L258 252H262V250H259V248H257V246L256 247H254ZM41 250H43V252L41 251ZM66 251L68 250H72V247L70 248V249H65ZM100 250V251H99ZM116 250L118 251V252H120V253H116ZM124 250V251H123ZM136 250H139L138 252H137V254H136ZM49 251H51V252H54V253H51L50 254V252ZM87 251V252H86ZM122 251V252H121ZM46 252V253H45ZM47 252H49V253H47ZM81 252V253H80ZM93 252H95L96 254H95V256H94V254H92ZM98 252V253H97ZM125 252V253H124ZM263 252H264V250H263ZM62 253V252H61ZM86 253V254H85ZM113 253H115L114 255V258H113ZM135 253V254H134ZM48 254V255H47ZM82 254V255H81ZM99 254V255H98ZM110 254V252L107 254V255H109ZM134 254V255H133ZM138 254H140V255H142V257H140V255H138ZM210 254V255H209ZM222 254H223V256H222ZM63 255H64V251H63ZM136 255H138V256H136ZM144 255V256H143ZM159 255H162L161 253H159ZM159 255H157V256H159ZM262 256L264 255V253L263 254H261ZM111 256V255H110ZM110 256L109 257H106L105 259H107L108 258V260H110L111 258H110ZM125 256V257H124ZM156 256V257H157ZM33 257V258H32ZM57 257V258H56ZM59 257V258H58ZM130 257V258H129ZM134 257V258H133ZM136 257H138V258H136ZM154 258L153 259V261H155V263H157L158 261V258H159V260L162 258L161 256H159L158 258ZM264 257V256H263ZM64 258V259H63ZM86 258V257H85ZM128 258V259H127ZM139 258H141V259H139ZM143 258L145 259V258H147V260H143ZM209 258H211V259H209ZM216 258V259H215ZM105 259H103V260H99L100 262L102 261V262H105V261H108V260H105ZM157 259V260H156ZM42 260V259H41ZM90 260V259H89ZM105 260V261H104ZM143 260V261H142ZM149 260V261H148ZM52 261V262H53ZM98 261V262H99ZM157 261V262H156ZM53 262V263H54ZM67 262V263H66ZM232 262V263H231ZM129 263V264H130ZM145 263V264H146ZM155 263H152V264H155ZM263 264H264V262H263Z\"/></svg>",
    "mask_w": 264,
    "mask_h": 264
}]
</instances>
